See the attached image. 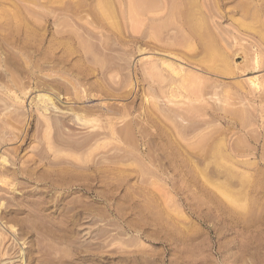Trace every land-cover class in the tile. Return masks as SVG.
Segmentation results:
<instances>
[{
  "label": "rangeland",
  "instance_id": "obj_1",
  "mask_svg": "<svg viewBox=\"0 0 264 264\" xmlns=\"http://www.w3.org/2000/svg\"><path fill=\"white\" fill-rule=\"evenodd\" d=\"M58 1L55 0L54 8L50 11L52 9L50 0H0V264H264V158H262L264 136L261 138L260 143L257 141L260 132H264V91L257 93V101H252L251 103L249 99L253 97L251 95L253 87L249 83V78L260 75L261 79H263L264 67H262V71L241 72L243 71L242 65L245 64L246 60H244L246 53L243 55L241 51L245 52L244 49L248 50L247 46L244 45L248 44L249 47L250 39L248 38L249 33L245 31V24L251 23V21H248L251 17L244 16L247 19L241 18V16L243 17L241 10L248 7H243L245 0H240V2L238 0H228L227 2L226 0H197L199 5L198 15L204 17L206 22H208L207 28L213 37L214 44L222 52V55L229 62L231 61L230 66L234 71L232 70L229 76L217 75L214 69L209 68L204 63H198L192 56L194 54H191V52L195 51L191 49L189 42L187 43L188 47L184 44L185 40L186 42L191 40L190 44H193L194 47L195 41L190 39L187 29H181L179 21L177 20L178 23H176L175 17L172 18L170 10L167 9L166 5L163 6L165 3H162L161 7V0H158L159 2L155 0V6L159 5L158 7L156 6L157 9H154L155 11L153 12L158 14V8L161 7L159 12L162 14L160 15L161 19L156 14L159 17L157 21H159L156 22L153 19L155 24L151 20L155 18L152 16L154 14L152 10L147 11L148 13L150 12V15L147 12L144 15H142L143 13H136V10H139V12L142 10L139 9L137 2L145 0H135L136 3H133L135 2L134 0H118L117 2L108 0L110 1V7L108 1L98 0L104 9L103 12L102 8L96 9L97 11L95 10V12H93L94 9L90 10L93 15L84 13L85 10L89 9L88 7L82 11L79 10L85 8L84 3L86 1V4L92 1V4L96 5L98 4L97 0H82L84 3L81 0H77V2L74 0ZM126 1L129 2L127 3ZM256 1L261 4L264 0ZM74 2L78 4L75 7H80L79 5L84 4L83 8L76 9L73 5L75 4ZM199 2L202 3L199 4ZM246 2V5H249L248 1ZM142 4L140 3V5ZM127 7L129 10L132 8V12ZM163 7L170 14L166 13V11L164 12ZM58 8L61 10L58 11ZM135 8L138 9L135 10ZM68 11L69 13L67 14L66 12ZM258 11L264 13L262 7H259ZM57 12L58 24L61 25L56 27L78 31L77 29L83 21V26L80 27L81 29L79 28L80 33L83 31L84 25L90 29L94 28L92 30L96 33L93 32L94 34L91 33L89 35L83 32L82 35L80 34L81 37L83 36L82 38H86V40L84 38L86 41V43L84 41L85 45L95 44V47L90 45L93 48L86 45V47H89L86 50L91 51L93 49L91 56L89 55L91 57L89 60L92 62L87 59L89 63L87 60L82 59L74 64L72 60L68 61L66 66L70 68L66 73L67 76L70 79L73 78L76 83L78 82L77 84L80 85L77 86L78 88L81 86L79 89L83 87L81 90L83 92L79 89L80 93L75 89L73 91V88H70L69 92L68 86L64 90L56 85H53L52 88L55 86L57 87L55 90H59V92L62 90V98L65 100L67 98L66 101L62 100L60 103L63 105V112H67L71 107L81 109L82 107L83 109L88 107L90 114L88 111L87 114H89L91 119L94 117L96 122L84 123L80 120L77 122L76 119L65 117L64 123L56 124L53 123L52 117L48 118L47 115L55 116L57 113L46 114L41 109H37L39 108L38 101L35 99L37 94L41 90L48 88L47 85L50 78L48 74L51 71L46 58L48 56L46 50L48 45L47 31L49 30V20L52 18L50 16L57 14ZM78 12V16L82 13L81 17H84L82 21L76 15ZM130 12H134L133 16ZM42 13L46 16H42ZM73 14L75 15L74 18L77 17L78 24L80 21V25L77 26V22L74 23L77 19L74 20L73 16L69 17V15ZM106 14L107 18H105ZM19 15L21 16L18 17ZM90 16L95 17L93 21L95 24L88 23ZM151 16L152 18L149 19ZM166 16L167 18L165 19ZM134 17H137V21ZM142 17L144 18L143 21H141ZM85 19L88 21L84 22ZM106 19L109 21L111 19V25ZM171 19H174L176 24ZM37 20L38 22H36ZM40 21L42 24L39 23ZM112 21L115 23H112ZM135 21L138 25L135 24ZM149 21L152 23H149ZM164 21H169V23ZM157 24L159 28L162 24L163 29H157ZM68 25L70 26L65 27ZM113 25L114 28H111ZM168 25L170 26L169 28ZM171 25L174 26L171 27ZM95 26L99 28H95ZM141 26L145 27L141 28ZM146 27L147 29H145ZM154 27L155 29H153ZM134 30L138 32H134ZM240 32H245L247 35H242ZM180 33L183 34L180 35ZM151 34L154 36L152 38L156 37L155 39H158L159 46L164 49L161 50L152 46L154 44L158 45V43H156L157 40L151 38ZM166 35L170 36L171 39H169L170 37L167 38ZM178 35L183 37L179 38ZM107 36L108 40H106ZM134 36H138L141 39L138 41ZM157 36H161L163 39L166 37V40L162 42L163 39L161 40V37L157 38ZM25 38L27 39L25 40ZM243 40H247V42ZM93 41L96 42L94 43ZM174 41L175 43L177 41V45L173 43V46L171 43ZM100 42L102 44L103 42H106V44L113 43H111L112 46H104L109 54L107 51L105 53L102 52V49H106L102 48ZM167 42L169 45L166 46ZM239 42L242 44H238ZM179 43L183 44L180 46ZM170 45L171 47H168ZM183 45H185V49H183L184 47L182 48ZM179 47L182 50H178L180 49ZM238 47L243 49L239 50L237 49ZM247 50L246 52L251 53V50ZM186 51L189 53L187 54L190 55V59L185 55ZM171 52L179 56L176 59L184 60L183 63H180L185 68H191L189 70L190 73L196 70L195 74L199 72L202 75L204 73L203 75L208 77L205 79L202 75L201 78L205 79L207 84L205 86L204 80L202 81L204 82L202 87H205L204 94H202L203 90L195 87L196 85L192 84V82H190L191 85H195L194 87L201 91H196L197 96L195 94L191 95L192 91L195 90L193 86V90H191V85L184 89H182L184 86L181 87L179 99L182 106L177 105L178 107L173 106L171 102L166 103L167 101L169 102V99H162L164 96L166 97V94L164 93L163 97H159L154 91L149 89L147 81L143 80L150 73L148 71L150 69H154L151 73L152 78L159 79L164 77L159 76L165 72L156 69V65L160 64L161 67V63H159L161 62L160 56L162 55L161 58L165 57V53L167 55ZM236 53L240 54L238 55L239 57L236 56ZM105 54H108V56L105 57ZM92 55H96L95 58ZM97 60H99V63L96 62ZM179 60L176 61L179 62ZM120 62L123 64H120ZM214 62L216 63L215 65H213ZM209 64L219 68L222 66V62L217 59L210 61ZM238 68L241 69L238 70ZM102 70L107 73L102 72ZM144 70H146L147 74ZM205 70L208 71V74L205 73ZM210 71L212 74L209 73ZM213 73L216 75H213ZM103 74L105 75L104 78L102 77ZM200 75L198 76L200 77ZM12 76H14V79L17 77L19 81L17 80L16 82L19 85L23 84L20 87L22 91L17 86L18 84L15 83L16 79L14 80ZM46 77L49 78L47 79ZM82 79L84 80V85L86 83L85 86H82ZM34 80L40 81L35 82ZM23 81L26 83L28 81L29 85ZM212 81L218 83L214 82L217 85L216 87L213 86L214 83ZM37 83L42 84L38 85ZM8 85L12 87L9 88ZM34 85L40 86V88ZM114 86H117L116 88L118 89ZM207 86L208 88H206ZM25 88L28 92L26 93L27 95H25ZM89 91L91 93L88 94L87 92ZM228 91L230 94L227 95L230 97L227 98L225 95ZM76 92L79 94H76ZM18 93L21 99L12 97L16 94L18 95ZM82 93L85 98L82 97ZM259 94L262 98H259ZM77 95H80L82 99H74ZM185 95L192 99L190 98L191 101L187 99L183 105L184 100L188 98ZM198 95L200 96L198 97ZM245 95L250 97H245V100L243 98ZM194 97L200 101L198 100L195 103L193 100L196 98ZM14 99L17 100L15 101ZM243 100L245 101L243 102ZM189 101L190 103L192 102V105ZM260 101L262 102L260 103ZM213 104L218 106L213 108ZM110 105L116 108L113 111H119L116 114L119 115L121 113L119 116L114 112L109 114L110 116L107 115L106 117L109 116L108 118L110 119L108 121L109 119L106 120L107 118L104 117L106 114L103 111L106 106ZM157 105H165L163 108L159 107V109L160 111L166 110L169 112L163 111L166 114H170V111L167 110L168 108L170 110L174 107L172 110L177 108V111H175L177 113L175 114L179 117H176L173 111L169 116L173 118L175 116L176 121H171L168 115L167 118L169 120L163 118L166 114L164 115L162 112L163 116H160L162 113L157 112ZM193 105H195V108L192 107ZM222 105L228 108L227 111L230 109L238 113L237 125L223 122V116L229 113L225 111L226 109ZM179 106L182 109L187 107L186 110L191 106L193 110H188L189 114L185 113L188 112L185 109L182 110L184 115H188L187 118H189L187 122L183 121L185 123L182 120H186V116L182 118V115H179L182 113V111L180 112L181 109H178L180 108ZM197 106L198 108L203 107V109H198ZM219 106L222 107V111ZM252 106H254L255 111H251L253 110ZM94 108H96L97 113H95ZM124 108L127 109L128 116L126 118L129 121L124 120ZM200 110H203L201 111L203 115L200 114ZM154 111L157 112L155 115H153ZM251 112L255 115L250 114ZM237 113L235 118H238L236 116ZM96 116L98 118L95 119ZM115 117L123 118L122 122L121 119L118 120ZM160 117L163 119H160ZM98 119L104 121L100 120L101 122H99ZM114 119L116 122H114ZM203 119L205 120L203 121ZM240 119L244 120V123ZM131 120H133V123ZM206 120L208 121L206 122ZM210 120L211 122L206 124ZM246 120L250 123L245 122ZM123 121L128 122H124L126 125L131 123L129 125L132 130L130 126V129H128L132 133L128 130L124 131L125 134L122 131L118 133L117 130L115 136L111 135L109 123L118 124L117 127H120L123 126ZM198 121L201 123L199 124ZM106 122L109 123L106 124ZM120 123L123 124L121 125ZM192 123L194 124L192 125ZM62 124L66 126L63 125L62 127ZM203 124L205 126H202ZM239 124H243L242 128L247 125L245 129L248 131L252 129L249 132L255 136L258 134L257 138L254 136V141H247L243 134L244 132L240 130ZM248 124H253L252 128ZM228 125H231L229 126L231 128ZM61 127L64 129L62 130ZM117 127L115 130L119 129ZM55 129L57 130L55 131ZM253 130L256 132H253ZM206 134L207 140L205 141L202 138H205ZM48 135L55 139L53 140ZM129 135L131 136L129 137ZM82 137L86 138V140H83ZM208 137H211V139ZM215 138L216 140H214ZM79 139L80 142L78 141ZM74 142L78 143L75 144ZM200 142H206V144L201 143V146V144H198ZM73 144L75 145L73 146ZM194 147L197 153L199 150L204 153L208 152V150L211 152L215 150L219 154H208L206 159V157L198 156L201 151L197 155L193 150ZM253 152H256L257 155ZM7 181L8 183H6ZM12 226L13 228H11ZM12 229L14 230L12 231Z\"/></svg>",
  "mask_w": 264,
  "mask_h": 264
},
{
  "label": "bare ground",
  "instance_id": "obj_2",
  "mask_svg": "<svg viewBox=\"0 0 264 264\" xmlns=\"http://www.w3.org/2000/svg\"><path fill=\"white\" fill-rule=\"evenodd\" d=\"M59 1H61L62 2V0H59ZM58 1V2H59ZM74 1H76L77 2V0H74ZM82 1V0H81ZM99 1H101V0H99ZM104 1H108V0H104ZM116 2L118 1V0H115ZM131 1V0H130ZM135 1V0H134ZM137 1H140V0H137ZM158 0H156V2H157ZM199 1H201V0H199ZM228 0H226V2H227ZM234 1V0H233ZM239 2H240V0H238ZM242 1V0H241ZM246 1H248V4L249 5H246ZM60 2V3H61ZM83 2V1H82ZM127 2V1H126ZM129 2V1H128ZM127 2V3H128ZM155 0H145V1H140V2H137L138 4H139V9L141 10L140 12H139V10H136V9H138V8H135V10L137 11L136 13L138 14V13H143L142 15H144V13H146L147 11H151L152 10V12L153 11H155L156 9H157V7H158V5H156L155 6ZM159 2V1H158ZM198 1L197 0H161V7H162V3H165L163 6H167V9L168 10H170V12H171V15H172V18L173 17H175L174 19L177 21H179V24H180V26H181V29H183L184 30V28H186L187 29V32H188V35H189V37H190V39H193L194 41H195V46L193 47V44H190L191 42V40L189 41V40H187V42H186V40L184 41V44L186 45V47H188V42H189V46L190 47H192L191 49H193L195 52H191V54H194V55H192L197 61H198V63L199 62H201V63H204V65H207L209 68H211V69H214V71H216L217 72V75H220V76H224V75H227V76H229V74H231L232 73V68H231V66H230V62L228 61V59L225 57V56H223L222 55V52L220 51V50H218V48L216 47V45L214 44V42H213V37L211 36V33H210V31H208L209 29L207 28V23L208 22H206V19L204 18V17H202V16H199L198 15V12H199V5H198V3H197ZM204 2V1H203ZM246 2V3H245ZM245 2H244V6L243 7H247V9H244V10H241L242 11V14H243V17L241 16V18H245V17H251V19L249 20L248 19V21H251V23H249L248 21V23L249 24H245V31H247L249 34V36H248V38H250L249 39V47H248V44H246V45H244V46H247L246 48H248V50H251V53H249V52H246V50L247 49H244L245 50V52L242 50L243 48H241V49H239V47L237 48V49H239V50H242L241 52H242V54L244 55V53H246V56L244 57V60H245V64L244 65H242V70L243 71H241V72H244V73H250V72H257V71H260L261 69H262V67H264V13L263 12H260V11H258V9H259V7H262V9L264 10V1L261 3V4H259L258 3V1H256V0H245ZM49 3V2H48ZM59 3V4H60ZM75 3V2H74ZM80 3V2H79ZM84 3V2H83ZM86 3H87V1H86ZM86 3H84L83 5H84V7L85 8H83V5L81 4V5H79L80 7H75V5H78L77 3H75V4H73L74 5V7L77 9L78 8V10H79V8H83V9H81V10H79V11H82V10H84V9H87V7L89 8V9H87V10H85V12L84 13H88V14H90V15H93V12H95V10L96 9H101L102 10V12H103V5H101L100 4V2H98V0H97V3L98 4H96V5H93L92 4V1H91V3H89V4H86ZM133 3H136V1L135 2H133ZM140 3L142 4V5H140ZM202 3V2H201ZM200 2H199V4H201ZM225 3V2H224ZM63 4V3H62ZM105 4H107V3H105ZM112 4V3H111ZM120 4H121V2H120ZM120 4H118V5H120ZM130 4H131V2H130ZM129 4V5H130ZM138 4H136V5H138ZM203 4H205V3H203ZM218 4V3H217ZM241 4H243V3H241ZM240 4V5H241ZM50 5H51V7H52V9L50 10V11H52L53 10V8H54V5H55V0H50ZM49 5V6H50ZM69 5V4H68ZM108 5H109V7H110V1H108ZM135 5V6H136ZM210 5H211V3H210ZM105 6H107V5H105ZM116 6V5H115ZM122 6V5H121ZM131 7H132V5H130ZM130 6H129V8H130ZM140 6H142V7H140ZM211 6H213V5H211ZM156 7V8H155ZM160 7V6H159ZM161 7L160 8H158L160 11H161ZM202 7V6H201ZM204 7H205V5H204ZM237 7H239V6H237ZM250 7H252V8H250ZM69 8L71 9V7L69 6ZM75 8H73L74 10H75ZM111 8H112V6H111ZM113 8H114V6H113ZM116 8V7H115ZM119 8V7H118ZM128 8V7H127ZM129 8H128V10H129ZM133 8V7H132ZM131 8V9H132ZM206 8V7H205ZM211 8V7H210ZM254 8V9H253ZM258 8V9H257ZM47 9H50V8H47ZM92 9H94L93 10V12H91L90 13V10H92ZM131 9L129 10V11H131ZM155 9V10H154ZM162 9H164V7L162 8ZM251 9V10H250ZM59 10H61V9H59L58 8V11ZM122 10V9H121ZM134 10V9H133ZM159 10H158V14L157 15H159V17L154 13L152 16L153 17H157L156 19L155 18H152V16L151 17H149V19H151L152 21H153V24H155L154 22V20H156V22H158L157 21V19L159 18V19H161V16L160 15H162V14H160V12H159ZM167 10V11H168ZM49 11V12H50ZM57 11V10H56ZM76 11V10H75ZM75 11H73V12H75ZM88 11V12H87ZM97 11V10H96ZM106 11V10H105ZM118 11V10H117ZM123 11V10H122ZM126 11V10H125ZM166 11V9H164V12ZM166 11V13H168ZM252 11V12H251ZM99 12V11H98ZM97 12V13H98ZM112 12H114V11H112ZM120 12V11H119ZM132 12V11H131ZM130 12V13H131ZM157 12V11H156ZM54 13V12H53ZM67 14L69 13V11L68 12H66ZM84 13H83V15H84ZM109 13V12H108ZM111 13V12H110ZM120 13H122V12H120ZM127 13V12H126ZM134 13V12H133ZM133 13H131L132 14V16H133ZM148 13V12H147ZM165 13V14H166ZM6 14V13H5ZM60 14V13H59ZM78 14H79V12L78 13H76V15L78 16ZM96 14V13H95ZM101 14V13H100ZM149 15H150V12L148 13ZM168 14H170V13H168ZM241 14V15H242ZM18 15V14H17ZM45 14H43L42 13V16H44ZM58 15V12H57V14L55 13V14H53L52 16H50V20H49V25H48V27H49V30L47 31V38H48V45L46 46L47 48H46V50H47V54H48V56L46 57L47 58V62H48V65H49V69H50V71H51V73L50 74H48L49 75V81L46 79V81H48L49 83H48V88H46L45 90H41L40 92H39V94H37V98H35V99H37V101H38V103H37V101H36V103L39 105L38 107L39 108H37V109H41L44 113H57V114H60V115H53V116H48L47 115V117L48 118H50V117H52V121H53V123H56V124H61L63 121H64V118L65 117H71V118H73V120L74 119H76L77 120V122L80 120V121H82V122H86V123H88V122H96V120H94V117H92L93 119H91L90 117H89V114H90V112L88 111V107H85L86 109H83V107H82V109L81 108H74V107H71L70 108V110H68L67 112H63L64 110V108L62 109V107H63V105L62 104H60L61 103V101L62 100H64V101H66L67 100V98H66V100L65 99H63L62 98V90H60L61 92H59V90L57 91V90H55L57 87H55L54 86V88H52V86L53 85H56V86H58V87H60V88H63V90H64V88L66 89V87L68 86L69 87V92H70V88H73V91H74V89L76 90V91H81L82 89H83V87H82V89H79L81 86H79V88H78V86L77 85H80V84H77L76 83V81H74L73 80V78L72 79H70V77H68L67 76V71L70 69V68H68V67H66L67 66V62L68 61H74V64H76V63H78V61L80 62V60H89L91 57V54H92V50L89 52L88 50H86V49H89V47L90 48H93V47H91L90 45H92V44H90L89 42V44L90 45H88V44H86V45H88L89 47H86V45H85V43H86V38H85V40H84V38H82L81 37V35L83 34V32L84 33H86V34H89V35H91V33L92 34H94V33H96V32H94L93 30H94V28H92V29H90L88 26H85L84 25V27L82 28V32L80 33V31H79V28L80 27H82L83 26V24H82V18H84V17H81V15H82V13H81V15L80 16H78V18L80 19V21H82L81 22V25H80V21H79V24H78V19H77V17L76 18H74L75 17V15L73 14V15H69V17L70 16H73V18H74V20L75 19H77V20H75V22L74 23H76L77 24V26L78 25H80L79 27H78V31H73V30H71V29H67V28H58V27H56L57 25L59 26V25H61V24H58V19H57V16ZM61 15H63V14H61ZM99 15V14H98ZM103 15V14H102ZM102 15H101V18H102ZM114 15V14H113ZM118 15V14H117ZM139 15H141V14H139ZM147 15V14H146ZM156 15V16H155ZM164 15V14H163ZM204 15V14H203ZM4 16V15H3ZM14 16H16V15H14ZM21 15H19L18 17H20ZM46 16V15H45ZM66 16V15H65ZM64 16V17H65ZM85 16V15H84ZM95 16V15H94ZM96 16H97V14H96ZM106 17L105 18H107V14L105 15ZM120 16V15H119ZM121 16H123V14H121ZM135 16H136V14H135ZM245 16V17H244ZM6 17V16H5ZM59 17V16H58ZM100 17V16H99ZM113 17V16H112ZM128 17V16H127ZM130 17V16H129ZM138 17V16H137ZM137 17H134L135 19H136V21H137ZM39 18H40V16H39ZM39 18H37V19H39ZM42 18V17H41ZM61 18H63L62 16H61ZM71 18V17H70ZM72 18V19H73ZM88 18V17H87ZM91 18H93V16H90V19ZM95 18V17H94ZM94 18L93 19H89V21L88 20H84V22H87L88 21V23H93V24H95L93 21H94ZM104 18V19H105ZM132 18V17H131ZM167 18V16L165 17V19ZM43 19V18H42ZM42 19H40L41 21H43ZM60 19V18H59ZM103 19V21H105ZM143 17H142V20L141 21H143ZM154 19V20H153ZM164 19V20H165ZM174 19H171V21L173 20V22H174ZM245 19H247V18H245ZM9 20V19H8ZM22 20V19H21ZM71 20V19H70ZM96 20H98V19H96ZM107 21H109L108 19H106ZM116 20H117V18H116ZM121 20V19H120ZM126 20H128V19H126ZM132 20H133V18H132ZM10 21V20H9ZM39 22V23H41L42 24V22ZM63 21H64V19H63ZM65 21H68V20H65ZM110 21H111V19H110ZM110 21H109V24H110ZM135 21V22H136ZM140 21V22H141ZM161 21V20H160ZM178 21L176 22V23H178ZM26 22V21H25ZM35 22V21H34ZM36 22H38V20L36 21ZM69 22V21H68ZM106 22V21H105ZM104 22V23H105ZM114 21H112V23H113ZM131 22V21H130ZM138 22H139V19H138ZM151 21H149V23H150ZM165 22V21H164ZM166 22H168L169 23V21H166ZM165 22V23H166ZM245 22V21H244ZM246 22V23H247ZM22 23V22H21ZM69 23H71V22H69ZM97 23V22H96ZM115 23V22H114ZM144 23V22H143ZM149 23H147V24H149ZM152 23V22H151ZM175 23V22H174ZM175 23V24H176ZM37 24V23H36ZM65 24H66V22H65ZM68 24V23H67ZM73 24V23H72ZM75 24V25H76ZM85 24V23H84ZM106 24H108V23H106ZM117 24V23H116ZM131 24V23H130ZM132 24H134V23H132ZM135 24H137V22L135 23ZM141 24V23H140ZM160 24V23H159ZM170 24H171V22H170ZM257 24V25H256ZM62 25H64V24H62ZM88 25V24H87ZM111 25V24H110ZM118 26H119V24H117ZM116 25V26H117ZM138 25V24H137ZM143 25V24H142ZM149 25H151V24H149ZM70 25H68V26H65V27H69ZM74 26V25H73ZM90 26V25H89ZM132 26H134V25H132ZM140 26V25H139ZM161 26H162V24H161ZM160 26V28H159V25L157 24V29H163V26L161 27ZM172 26H174V25H171V27ZM178 26V25H177ZM61 27V26H60ZM143 26H141V28H142ZM145 27V26H144ZM143 27V28H144ZM149 27H151V26H149ZM152 27H153V25H152ZM170 26L168 25V28H169ZM71 28V27H70ZM72 28H74V27H72ZM74 28V29H75ZM95 28H99V27H96L95 26ZM111 28H114V25H113V27H111ZM137 28V27H136ZM139 28V27H138ZM166 28V27H165ZM239 28V27H238ZM81 29V28H80ZM101 29V28H100ZM99 29V30H100ZM118 29V28H117ZM117 29H115V30H117ZM134 29V28H133ZM145 29H147V27L145 28ZM150 29V28H149ZM148 29V30H149ZM153 29H155V27L153 28ZM239 29H241V28H239ZM121 30V29H120ZM127 30V29H126ZM130 30V29H129ZM132 30V29H131ZM144 30V29H143ZM168 30V29H167ZM174 30V29H173ZM96 31V30H95ZM101 31V30H100ZM99 31V32H100ZM102 31H103V29H102ZM119 31V30H118ZM123 31V30H122ZM128 31V30H127ZM133 31V30H132ZM131 31V32H132ZM138 32L137 30H134V32ZM151 33H152V31L151 30H149ZM148 31V32H149ZM158 31H161V30H158ZM163 31V30H162ZM175 31H177V30H175ZM178 31H180L179 29H178ZM241 31V30H240ZM94 32V33H93ZM115 32V31H114ZM139 32H140V30H139ZM146 32V31H145ZM153 32H154V30H153ZM168 32V31H167ZM242 32V31H241ZM240 32V34H245V32H243V33H241ZM106 33V32H105ZM123 33V32H122ZM133 33V32H132ZM155 33H157L156 31H155ZM160 33V32H159ZM165 33V32H164ZM178 34H179V32H177ZM38 34V33H37ZM81 34V35H80ZM110 34V33H109ZM113 34V33H112ZM137 34V33H136ZM139 34V33H138ZM144 34V33H143ZM158 34V33H157ZM162 34H163V32H162ZM161 34V35H162ZM181 34H183V33H180V35ZM187 34V33H186ZM89 35H87V36H89ZM98 35V34H97ZM102 35H103V33H102ZM107 35H108V33H107ZM130 35V34H129ZM147 35V34H146ZM187 35V36H188ZM242 35H240V36H242ZM245 35H247V34H245ZM28 36V35H27ZM38 36V35H37ZM42 36V35H41ZM99 36H100V33H99ZM109 36V35H108ZM108 36H107V39L106 40H108ZM151 36V38L152 37H154V36H152V34L150 35ZM163 36H164V34H163ZM167 36V35H166ZM176 36H177V34H176ZM176 36H175V38H176ZM187 36H185V37H187ZM126 37V36H125ZM144 37V36H143ZM147 37V36H146ZM145 37V38H146ZM159 36H157V38H158ZM161 37V36H160ZM159 37V38H160ZM168 37H170V36H167V38ZM178 37H179V35H178ZM181 37H183V36H180L179 38H181ZM189 37H187V38H189ZM82 38V39H81ZM97 38H98V36H97ZM111 38H112V35H111ZM134 38L135 39H137L138 41L141 39V38H139L138 36H134ZM156 38V37H155ZM155 38H152V39H155ZM165 39H163L162 37H161V40L163 39V41L162 42H164L165 40H166V37H164ZM174 38V39H175ZM237 38V37H236ZM27 38H25V40H26ZM29 39V38H28ZM89 39V38H88ZM87 39V40H88ZM94 39H95V37H94ZM102 39V38H101ZM103 39H105V38H103ZM113 39V38H112ZM151 39V40H152ZM169 39H171V37L169 38ZM177 39V38H176ZM183 39H186V38H183ZM242 39V38H241ZM83 40V41H82ZM91 40H93V39H91ZM155 40H157V42L156 43H158V39H155ZM172 40H173V38H172ZM23 41V40H22ZM84 41H85V43H84ZM98 41V40H97ZM103 41V40H102ZM143 41V40H142ZM242 41V40H241ZM243 41H245V40H243ZM94 42V41H93ZM92 42V43H93ZM96 42V41H95ZM94 42V43H95ZM109 42V41H108ZM113 42H114V40H113ZM117 42V41H116ZM126 42V41H125ZM147 42V41H146ZM155 42V41H154ZM221 42V41H220ZM245 42H247V40L245 41ZM101 43V42H100ZM100 43H98V44H100ZM112 43V42H111ZM111 43L110 44H106V42L104 43L103 42V44H102V48H105L104 46H106V47H108L109 45L110 46H112L111 45ZM166 43V42H165ZM169 43H170V41H169ZM169 43L167 42V44H165L166 46L167 45H169ZM173 43L175 44V45H177L176 43H177V41H176V43H175V41L174 42H172L171 43V45H173ZM193 43V42H192ZM241 42H239L238 44H240ZM101 44L99 45V46H101ZM113 44V43H112ZM119 44H120V42H119ZM142 44V43H141ZM180 44V43H179ZM183 44V43H182ZM182 44H180V46L182 45ZM236 44V43H235ZM234 44V45H235ZM242 44V43H241ZM161 45V44H160ZM162 45H164V43H162ZM171 45L170 46H168V47H171ZM185 45H183L182 46V48L185 46ZM192 45V46H191ZM230 45V44H229ZM32 46V45H31ZM92 46H94L95 47V44L94 45H92ZM97 46V45H96ZM153 47H155V48H160L161 50L162 49H164L163 47H160L159 46V43H158V45H156V44H154V45H152ZM165 46V47H166ZM174 46V45H173ZM239 46H241V45H239ZM121 47H122V45H121ZM123 47H124V45H123ZM186 47H184L183 49H185ZM243 47V46H242ZM40 48V47H39ZM45 48V47H44ZM101 48V47H100ZM101 48V49H102ZM113 48V47H112ZM114 48H115V46H114ZM119 48V47H118ZM143 48V47H142ZM175 48H176V46H175ZM180 48V47H179ZM225 48V47H224ZM32 49V48H31ZM43 49V48H42ZM106 49V48H105ZM174 49V48H173ZM172 49V50H173ZM178 49V48H177ZM190 49V48H189ZM236 49V50H237ZM39 50V49H38ZM108 50H110L109 48H108ZM114 50V49H113ZM146 50V49H145ZM178 50H182L181 48L180 49H178ZM247 50V51H248ZM105 51H107V49L106 50H103L102 49V52L103 53H105ZM121 51V50H120ZM139 51V50H138ZM141 51V50H140ZM174 51V50H173ZM41 52V51H40ZM100 52V51H99ZM108 52V51H107ZM106 52V53H107ZM180 52V51H179ZM190 52V51H189ZM235 52V51H234ZM237 52V51H236ZM89 53V54H88ZM142 53V52H141ZM164 53V52H163ZM186 53V54H185ZM184 54L186 55V56H188V58L190 59L191 57H189L190 55H188L189 53L186 51ZM188 53V54H187ZM45 54V53H44ZM46 54V55H47ZM94 54H95V52H94ZM93 54V55H94ZM98 54H100V53H98ZM108 54H109V52H108ZM108 54L106 55L105 54V57L106 56H108ZM171 55V56H167V55ZM169 54H167L166 55V53H165V57H162L161 58V56H160V58L159 59H161L160 61L161 62H159V63H161V67H163V68H161L160 67V64L159 65H156V69H159V70H162L163 72H165V73H161L162 75H159V76H164V77H162V78H159V79H154V78H152V76H151V73L153 72V70L154 69H150V70H148V71H150V73L149 74H147L146 73V70H144L145 71V73L147 74L146 75V78H143V80L144 81H147V83L149 84V89L150 90H152V91H154L159 97H163L165 94H166V97L164 96V98H162V99H164V100H166L167 98L169 99V102L167 101L166 103H170L171 102V104L174 106H177V105H180L181 104V100L179 99V96L181 95V93H180V89H181V87H183L182 89H184V88H187V86H190L191 85V83L190 82H192V84H195L194 86L195 87H197V88H201L202 90H203V93L202 94H204V88L202 87V86H204V82H205V86L207 85L206 84V80L205 79H207L203 74V76H204V78L205 79H201L202 78V75H200L201 73H196L197 74V76H196V74H195V72H196V70L195 71H193V70H191V71H193V72H191L190 73V69L189 68H185V66L182 64L183 63V61H180L179 59H176V58H179V56L178 55H176V54H173V52H171V53H169ZM180 54V53H179ZM235 54V53H234ZM251 54V55H250ZM45 55V56H46ZM90 55V56H89ZM92 55V56H93ZM97 55V54H96ZM95 55V56H96ZM200 55H201V58H200ZM238 55H240V54H238V53H236V56L237 57H239ZM249 55H250V57H249ZM95 56H93L94 58H95ZM104 56V55H103ZM112 58H113V56L112 55H110ZM109 56V57H110ZM155 56V55H154ZM8 57V56H7ZM6 57V58H7ZM99 57H101V56H99ZM192 57V58H193ZM197 57H198V59H197ZM103 58V57H102ZM116 58V57H115ZM120 58V57H119ZM96 59H97V57H96ZM96 59H94V60H96ZM101 59V58H100ZM105 59V58H104ZM111 59V58H110ZM122 59V58H121ZM215 59H217V60H220L221 62H222V66H220V68L219 67H214L213 65H215L216 63V61L214 62V64L212 65V66H210L211 64H209V62L211 61L212 62V60H215ZM87 60V61H88ZM93 60V61H94ZM114 60V59H113ZM176 60H179V62H177ZM194 60V59H193ZM36 61H38V60H36ZM90 61V60H89ZM88 61V62H89ZM99 60H97L96 62H98ZM116 61H117V59H116ZM9 62H11V61H9ZM90 62H92V61H90ZM89 62V63H90ZM102 62V61H101ZM105 62H106V59H105ZM109 62H110V60H109ZM180 62H182V63H180ZM39 63V62H38ZM95 63V62H94ZM99 63V62H98ZM103 63V62H102ZM154 63V62H153ZM242 63V62H241ZM240 63V64H241ZM10 64V63H9ZM37 64V63H36ZM36 64H34V66H36ZM71 64V63H70ZM104 64V63H103ZM106 64V63H105ZM110 64V63H109ZM114 64V63H113ZM119 64V63H118ZM120 64H123V63H121L120 62ZM243 64V63H242ZM86 65V64H85ZM233 65H235V64H233ZM238 65V64H237ZM43 66V65H42ZM102 66V65H101ZM111 66V65H110ZM113 66V65H112ZM115 66V65H114ZM143 66V65H142ZM158 66H159V68H158ZM30 67V66H29ZM70 67V66H69ZM100 67V66H99ZM103 67V66H102ZM187 67V66H186ZM197 67V66H196ZM206 67V66H205ZM238 67V66H237ZM7 68V67H6ZM10 68V67H9ZM35 68V67H34ZM39 68V67H38ZM47 68H48V66H47ZM88 68V67H87ZM101 68V67H100ZM107 68H108V66H107ZM127 68V67H126ZM143 68H145V67H143ZM153 68V67H152ZM235 68V67H234ZM11 69H12V67H11ZM28 69V68H27ZM45 69V68H44ZM78 69H79V67H78ZM103 70H104V68H102ZM188 69V70H187ZM241 68H238V70H240ZM9 70V69H8ZM16 70H19V69H16ZM40 70V69H39ZM77 70V69H76ZM102 70V72H104V73H107L106 71H103ZM108 70H109V68H108ZM110 70H111V68H110ZM119 70V69H118ZM263 70V69H262ZM261 70V71H262ZM3 71V70H2ZM10 71H12V70H10ZM38 71V70H37ZM81 71V70H80ZM147 71V72H148ZM201 71V70H200ZM206 71V70H205ZM234 71V70H233ZM91 72H95V71H91ZM101 72V71H100ZM101 72V73H102ZM201 72H203V71H201ZM208 71H206L205 73H207ZM236 72V71H235ZM88 73V72H87ZM192 73H194V74H192ZM209 73H211L212 74V72L210 71ZM243 73V74H244ZM12 74V73H11ZM31 74V73H30ZM89 74V73H88ZM128 74V73H127ZM208 74V73H207ZM215 73H213V75H214ZM255 74V73H254ZM13 75V74H12ZM104 75V74H103ZM102 75V77L104 78L105 77V75L103 76ZM123 75V74H122ZM198 75H200V77L198 76ZM216 75V74H215ZM256 75V74H255ZM17 76V75H16ZM19 76V75H18ZM45 76H46V73H45ZM90 76V75H89ZM89 76L87 77V80H88V78H89ZM92 76V75H91ZM159 76H157V77H159ZM220 76H218V77H220ZM11 77V76H10ZM13 77V79H14V76H12ZM19 77H21V76H19ZM28 77V76H27ZM97 77V76H96ZM108 77V76H107ZM142 77V76H141ZM29 78V77H28ZM61 78V79H60ZM85 78H86V76H85ZM102 78V79H103ZM121 78V77H120ZM12 79V80H13ZM16 79V80H15ZM14 80H15V83H17L16 81L18 80L17 79V77L15 78ZM20 79V78H19ZM39 79V78H38ZM42 79V78H41ZM74 79H76V78H74ZM264 79V78H263ZM263 79H261V77H260V75L259 76H253V77H250L249 78V83H250V85H252L251 87H253V92L251 93V95L253 96L252 98H249L250 96H248V95H245L243 98L246 100V98H249L250 99V101H251V103H252V101H257L258 99H257V93L258 92H260V91H264V80ZM13 80V81H14ZM33 80V79H32ZM79 80V79H78ZM83 80V79H82ZM82 80H80V81H82ZM89 80H91V79H89ZM204 80V82H202ZM209 80V79H208ZM215 80V79H214ZM19 81V80H18ZM35 81V80H34ZM33 81V82H34ZM40 81V80H39ZM38 80L37 81H35V82H39ZM104 81V80H103ZM142 81V80H141ZM248 81V80H247ZM21 82V81H20ZM24 82V81H23ZM83 82V84H82V86L84 85V80L82 81ZM208 82V81H207ZM215 83H216V81H214ZM213 81H212V83H214ZM7 83V82H6ZM15 83H13V84H15ZM24 83H26V82H24ZM29 82L27 81V83L26 84H28ZM115 83H116V81H115ZM123 83V82H122ZM189 85H188V84ZM215 83L213 84V86H217V85H215ZM2 84V83H1ZM8 84V83H7ZM10 84V83H9ZM12 84V83H11ZM18 84V85H17ZM16 85L17 86H19V88L20 87H22V85H19V83H17ZM33 84V83H32ZM35 84V83H34ZM38 85H40V84H42V83H37ZM117 84H118V82H117ZM126 84H127V82H126ZM132 84V83H131ZM146 84V83H145ZM147 84V85H148ZM187 84V85H186ZM216 84H218V83H216ZM29 85V84H28ZM85 85H86V83H85ZM84 85V86H85ZM98 85H99V83H98ZM186 85V86H185ZM219 85H220V83H219ZM9 86V85H8ZM13 86H15V85H13ZM16 86V87H17ZM34 86H36V87H39L40 88V86H37V85H34ZM121 86H124V85H121ZM121 86H119V87H121ZM193 85H191L190 87L192 88L191 90H193V87H192ZM208 86H209V84H208ZM208 86L206 87V88H208ZM211 86H212V84H211ZM12 87V86H11ZM10 86H9V88H11ZM44 87V86H43ZM115 87V86H114ZM113 87V88H114ZM117 87V86H116ZM115 87V88H116ZM125 87V86H124ZM194 87V89L195 90H193L192 92V94L191 95H193V94H195L196 96H197V92L198 91H200V90H197L196 88ZM251 87H250V89H251ZM33 88V87H32ZM122 88V87H121ZM143 88V87H142ZM189 88V87H188ZM209 88H211V87H209ZM212 88H214V87H212ZM7 89V88H6ZM59 89V88H58ZM79 89V90H78ZM86 89V88H85ZM116 89H118V88H116ZM145 89H147L146 87H145ZM145 89H143V90H145ZM249 89V90H250ZM8 90V89H7ZM14 90V89H13ZM17 90V89H16ZM20 90L22 91V89L20 88ZM25 90H26V88H25ZM9 91V90H8ZM7 91V92H8ZM11 91V90H10ZM43 91V92H42ZM80 91H79V93H80ZM86 91V90H85ZM87 91H88V89H87ZM123 91H125V90H123ZM127 91V90H126ZM145 91H147V90H145ZM197 91V92H196ZM245 91H247V90H245ZM25 92V91H24ZM63 92H65V91H63ZM66 92H67V90H66ZM81 92H83V91H81ZM148 92V91H147ZM146 92V93H147ZM201 92V91H200ZM222 92H223V90H222ZM229 92V91H228ZM226 93V95H225V93H224V95H225V97L227 96V98L228 97H230V96H228L229 94H230V92L229 93ZM11 93V92H10ZM21 93V92H20ZM26 93H28L27 92V90H26V92H25V95H27ZM72 93V92H71ZM78 92H76V94H79ZM88 94L89 93H91L90 91L89 92H87ZM150 93V92H149ZM148 93V94H149ZM162 93H163V95H162ZM165 93V94H164ZM245 93V92H244ZM9 94V93H8ZM11 94H13V93H11ZM21 94H23V93H21ZM20 94V95H21ZM83 94V93H82ZM123 94H124V92H123ZM142 94V93H141ZM148 94H147V96H148ZM155 94V95H156ZM199 94V93H198ZM201 94V93H200ZM228 94V95H227ZM246 94V93H245ZM247 94H248V92H247ZM65 95H66V93H65ZM69 95V94H68ZM71 95V94H70ZM153 95V94H152ZM156 95V96H157ZM189 95H190V93H189ZM194 95V96H195ZM72 96V95H71ZM78 96V97H77ZM77 96H75L76 98H74V99H77V98H81V96L80 95H77ZM80 96V97H79ZM141 96V95H140ZM186 97H188L187 95H185ZM184 96V97H185ZM200 95H198V97H199ZM201 96H203V95H201ZM10 97V96H9ZM12 97H14V98H17V99H21L20 98V96H19V93H18V95L16 94L15 96H12ZM70 97V96H69ZM74 97V96H73ZM82 97H84L85 98V96H84V94H83V96ZM96 97V96H95ZM109 97V96H108ZM159 97H157V98H159ZM246 97V98H245ZM72 98V97H71ZM111 98V97H110ZM148 98V97H147ZM166 98V99H165ZM181 98V97H180ZM190 98L191 97H188V98H186V100H184V102H183V105H184V103H185V101H187V99L188 100H190ZM194 98H196V97H194ZM224 98V97H223ZM239 98H240V96H239ZM259 98H262V97H260V94H259ZM16 99V100H17ZM68 99H70V98H68ZM73 99V98H72ZM71 99V100H72ZM73 99V100H74ZM82 99V98H81ZM150 99V98H149ZM148 99V100H149ZM162 99H159V100H162ZM192 99V98H191ZM15 100V99H14ZM15 100V101H16ZM72 100V101H73ZM103 100V99H102ZM112 100V99H111ZM163 100V101H164ZM199 99L198 98H196L195 100H193V101H195V103L198 101ZM220 100V99H219ZM221 100H223V99H221ZM226 100V99H225ZM224 100V101H225ZM245 100H243V102L245 101ZM34 101V100H33ZM81 101V100H80ZM121 101V100H120ZM151 101V100H150ZM191 101V100H190ZM190 101H189V103H190ZM200 101V100H199ZM68 102V101H67ZM66 102V103H67ZM153 102H155V101H153ZM160 102H162V101H160ZM203 102V101H202ZM262 101H260V103H261ZM20 103V102H19ZM77 103V102H76ZM111 103V102H110ZM131 103H133V102H131ZM192 103V102H191ZM190 103V104H191ZM194 103V104H195ZM199 103V102H198ZM246 103H247V101H246ZM69 104V103H68ZM72 104V103H71ZM113 104V103H112ZM130 104V103H129ZM162 104V103H161ZM208 104V103H207ZM244 104V103H243ZM256 104V103H255ZM257 104H259V103H257ZM114 105H115V103H114ZM128 105V104H127ZM154 105V104H153ZM192 105V104H191ZM209 105H211V104H209ZM209 105H207V106H209ZM213 105H214V107H213ZM212 105V107L213 108H215V104H213ZM246 105V104H245ZM74 106V105H73ZM79 106V105H78ZM77 106V107H78ZM84 106H86V105H84ZM89 106V105H88ZM120 106V105H119ZM163 106H165V105H163ZM163 106H156V107H158V109L156 108V107H154V108H156V110H157V112H160V113H162L163 111H166V110H162V111H160V109H159V107H161V108H163ZM169 107H170V105H168ZM180 106H182V105H180ZM179 106V107H180ZM195 105H193L192 107H194ZM218 106V105H217ZM216 106V107H217ZM223 106V108L224 109H226L225 111H227L228 110V108H225L224 107V105H222ZM244 106V105H243ZM17 107V106H16ZM67 107V106H66ZM80 107V106H79ZM92 107V106H91ZM117 107V106H116ZM167 107V106H166ZM178 107V106H177ZM189 107V106H188ZM199 107H202V106H199ZM220 107V106H219ZM254 106H252V108H253ZM168 108V107H167ZM166 108V109H167ZM175 108V107H174ZM174 108H172V109H174ZM187 108V107H186ZM186 108H183V109H185L186 110ZM195 108V107H194ZM197 108H198V106H197ZM209 108V107H208ZM212 108V109H213ZM221 108V111H222V107H220ZM230 108V107H229ZM247 108V107H246ZM250 109H251V107H249ZM95 109V113H97V110H96V108H94ZM114 109H116L115 107H113L112 105H110V106H106L105 107V109H104V114H106L104 117H106L107 115H109V114H111V113H115L116 114V112L115 111H113ZM171 109V110H172ZM179 110H180V112L183 110L181 107L180 108H178ZM191 109V106H190V108L188 109V110H190ZM198 109H203V107L202 108H198ZM261 109H263V108H261ZM99 110H100V108H99ZM167 110H169L170 111V114H166L165 112H163L164 113V115L165 116H163V113H162V115L160 114V116H163V118H167L169 115H171V112H173L174 111V114L175 113H177V112H175V111H177V108H176V110H170L169 108L167 109ZM188 110H186V111H188ZM192 110V109H191ZM247 110H248V108H247ZM257 110V109H256ZM38 111V110H37ZM89 112V114H87L88 112ZM90 111H91V108H90ZM193 111V110H192ZM201 111H203V110H200V114H201ZM246 111V110H245ZM244 111V112H245ZM251 111H255V108H253V110H251ZM259 111V110H258ZM40 112V111H39ZM119 112V111H118ZM117 112V113H118ZM156 111H154L152 114L153 115H155L156 113H157ZM167 113H169L168 111H166ZM180 112H178V113H180ZM184 111H182V113L181 114H179L182 118H185V116H186V120H182V119H180V120H182V122L183 121H186L187 122V120L189 119V118H187V116L188 115H184V113H183ZM196 112V111H195ZM199 112V111H198ZM217 112V111H216ZM229 114L228 115H226V116H223V118H224V123H228V124H231V125H237L238 123H237V119H239V115H238V113H237V117L238 118H235V112L234 111H232V110H230L229 109V111H227ZM241 112V111H240ZM247 112V111H246ZM245 112V113H246ZM41 113V112H40ZM94 113V112H93ZM92 113V114H93ZM121 113V112H120ZM120 113H119V115H120ZM130 113V112H129ZM185 113H187V114H189V111L188 112H185ZM194 113V112H193ZM219 113H221V112H219ZM218 113V114H219ZM235 113V114H234ZM243 113V112H242ZM22 114V113H21ZM103 114V115H104ZM124 114H125V119L124 120H126V121H129V119L127 120V116H128V113H127V109L126 108H124ZM196 114V113H195ZM241 114V113H240ZM247 114V113H246ZM246 114H244L243 113V115H245L246 116ZM250 114H253L252 112L250 113ZM261 114V113H260ZM44 115V114H43ZM99 115V114H98ZM97 115V116H98ZM101 115V114H100ZM116 115H118V114H116ZM118 115V116H119ZM168 115V116H167ZM172 115H173V113H172ZM176 115V114H175ZM184 115V116H183ZM201 115H203V114H201ZM205 115V114H204ZM213 115V114H212ZM249 115V114H248ZM253 115H255V114H253ZM41 116H42V113H41ZM95 117V119L96 118H98V117ZM110 116V115H109ZM108 116V117H109ZM152 116V115H151ZM159 116V115H158ZM178 115H176V117H177ZM214 116V115H213ZM212 116V117H213ZM219 116H220V114H219ZM242 116V115H241ZM43 117H45V118H47L46 116H43ZM101 117H102V115H101ZM108 117H106L107 119L106 120H108L109 118ZM112 117H113V115H112ZM157 117V116H156ZM179 117V116H178ZM180 117V118H181ZM190 117H192V116H190ZM195 117V116H194ZM248 117V116H247ZM250 117V116H249ZM263 117V116H262ZM47 118V119H48ZM111 118V117H110ZM115 118H118V117H115ZM162 117H160V119H161ZM162 118V119H163ZM169 119H171V121H176V119H175V116H174V118L172 117V116H169L168 117ZM167 118V119H168ZM193 118V117H192ZM219 118V117H218ZM251 118H253V117H251ZM264 118V117H263ZM102 119V118H101ZM100 119V120H101ZM119 119H121V117L120 118H118V120ZM123 119V118H122ZM122 119H121V122H122ZM158 119V118H157ZM168 119V120H169ZM195 119V118H194ZM198 119V118H197ZM262 119V118H261ZM43 120V119H42ZM41 120V121H42ZM66 120V119H65ZM71 120V119H70ZM75 120V121H76ZM99 120V119H98ZM99 120V122H103L104 120H101L100 121ZM167 120V121H168ZM177 120H178V118H177ZM205 119H203V121H204ZM209 120V119H208ZM208 120H206V122L208 121ZM241 120V119H240ZM240 120H238V121H240ZM249 120H250V118H249ZM255 120V119H254ZM37 121H38V118H37ZM44 121H45V119H44ZM108 121H110V119L108 120ZM132 121V123H133V120H131ZM162 121V120H161ZM201 121V120H200ZM244 121V120H243ZM242 120H241V122H243ZM251 121V120H250ZM39 122H40V118H39ZM49 122H51V121H49ZM61 122V123H60ZM66 122V121H65ZM68 122V121H67ZM90 122V123H91ZM114 122H116V120L114 119ZM125 121H123V123H124ZM163 122H165V120H163ZM188 122H190V121H188ZM199 122V121H198ZM211 122V120L208 122V123H206V124H209ZM245 122H248V120H246ZM253 122H255V121H253ZM252 122V123H253ZM41 123V122H40ZM48 123V122H47ZM64 123V122H63ZM76 123V122H75ZM81 123V122H80ZM84 123H82V124H84ZM107 123H109V122H106V124ZM119 123V122H118ZM122 123V124H123ZM125 123H128V122H125ZM123 124V126H120V127H117L118 126V124L117 125H114V123H109V125H110V130H111V135H113V136H115L117 133V130H118V133H120L121 131L124 133V131H130L131 132V130H132V128H131V123H129L128 125H126V124ZM135 123H136V121H135ZM181 123V122H180ZM183 123H185V122H183ZM201 122H199V124H200ZM244 123V122H243ZM248 123H250V122H248ZM79 124V123H78ZM100 124V123H99ZM104 124V123H103ZM121 124V123H120ZM121 124V125H122ZM138 124V123H137ZM188 124V123H187ZM190 124H191V122H190ZM194 123H192V125H193ZM247 124V123H246ZM63 125L64 124H62V127H63ZM85 125V124H84ZM87 125V124H86ZM94 125V124H93ZM139 125V124H138ZM192 125H190V126H192ZM231 125H228V127L229 126H231ZM243 125V124H242ZM242 125L241 124H239V126H240V130L241 131H243L244 133V135H245V138L247 139V141L248 140H250V141H254V138L256 137L257 138V135L255 136L254 134H252V133H250L249 131L250 130H252V129H250L249 131L248 130H246L245 129V127L247 126V125H245V127H243L242 128ZM249 125H251V124H248V126ZM253 125V124H252ZM252 125H251V128H252ZM255 125V124H254ZM61 126V125H60ZM64 126H66V125H64ZM98 126V125H97ZM101 126V125H100ZM99 126V127H100ZM117 128H119V129H116L115 130V128L116 127ZM129 126H130V128H131V130H129L130 128H129ZM195 126V125H194ZM193 126V127H194ZM202 126H205L204 124L202 125ZM210 126V125H209ZM212 126V125H211ZM227 126V125H226ZM62 127H61V129H62ZM94 127H96V126H94ZM93 127V128H94ZM103 127V126H102ZM101 127V128H102ZM182 127H183V124H182ZM187 127H188V125H187ZM201 127V126H200ZM218 127V126H217ZM250 127V126H249ZM105 128H106V126H105ZM129 128V129H128ZM144 128V127H143ZM229 128H231V127H229ZM57 129H58V127H57ZM57 129H55V131L57 130ZM64 129V128H63ZM62 129V130H63ZM195 129V128H194ZM193 129V130H194ZM198 129V128H197ZM219 129H220V127H219ZM255 129V128H254ZM107 130V129H106ZM193 130H191V131H193ZM256 130V129H255ZM255 130H253V132L255 131ZM50 131H52V130H50ZM100 131V130H99ZM196 131V130H195ZM215 131V130H214ZM217 131L219 132V130L217 129ZM258 131V130H257ZM69 132V131H68ZM129 132V133H130ZM256 132V131H255ZM259 132H260V130H259ZM258 132V133H259ZM67 133V132H66ZM110 133V132H109ZM123 133H121L122 135H123ZM128 133V132H127ZM132 133V132H131ZM212 133V132H211ZM210 133V134H211ZM47 134V133H46ZM49 134V133H48ZM57 134H58V132H57ZM61 134V133H60ZM92 134V133H91ZM90 134V135H91ZM98 134H100V133H98ZM102 134V133H101ZM100 134V135H101ZM103 134H105V133H103ZM125 134V133H124ZM133 134H135V133H133ZM52 135H54V134H52ZM69 135H71V134H69ZM88 135H89V133H88ZM96 135H97V133H96ZM110 135V136H111ZM128 135V134H127ZM127 135H126V137H127ZM182 135V134H181ZM202 135V134H201ZM214 135H215V132H214ZM253 135V136H252ZM49 137H51L50 135H48ZM58 136V135H57ZM65 136V135H64ZM94 136V135H93ZM107 137H108V135H106ZM123 136H125V135H123ZM131 135H129V137H130ZM136 136V135H135ZM255 136V137H254ZM264 136V132H260V134H259V138L257 139V141H259L258 143H260V141H261V138ZM71 137V136H70ZM86 137V136H85ZM89 137V136H88ZM95 137V136H94ZM96 137H99V136H96ZM117 137V136H116ZM121 137V136H120ZM119 137V138H120ZM182 137V136H181ZM207 137V134H206V136H205V138ZM244 137V136H243ZM51 138H53V137H51ZM83 138V137H82ZM110 138V137H109ZM114 138V137H113ZM121 138H123V137H121ZM120 138V139H121ZM128 138V137H127ZM133 138H134V136H133ZM202 138V137H201ZM204 137L202 138V139H204L205 141L207 140V138L205 139ZM209 138V137H208ZM55 138H53V140H54ZM67 139V138H66ZM86 140V138H83V140ZM89 139V138H88ZM124 139V138H123ZM132 139V138H131ZM130 139V140H131ZM209 139H211V137L209 138ZM60 140V139H59ZM73 140V139H72ZM74 140H76L75 138H74ZM115 140V139H114ZM129 140V139H128ZM134 140V139H133ZM137 140V139H136ZM143 140V139H142ZM204 140H200V141H204ZM214 140H216V138L214 139ZM67 141V140H66ZM70 141V140H69ZM68 141V142H69ZM79 142H80V139L78 140ZM89 141V140H88ZM87 141V142H88ZM96 141V140H95ZM116 141H117V139H116ZM228 141V140H227ZM256 141V140H255ZM256 141V142H257ZM263 141H264V139H263ZM72 143H73V141H71ZM127 142V141H126ZM215 142V141H214ZM71 143V144H72ZM75 143V142H74ZM76 143H78V142H76ZM75 143V144H76ZM94 143V142H93ZM130 143V142H129ZM201 143H204V142H200V143H198V144H201ZM70 144V145H71ZM75 144H73V146L75 145ZM85 144H86V142H85ZM204 144H206V142L204 143ZM251 144V143H250ZM77 145H79V144H77ZM84 145V144H83ZM214 145V144H213ZM213 145H211V146H213ZM248 145H249V143H248ZM247 145V146H248ZM103 146V145H102ZM195 146H197V145H195ZM201 146H202V144H201ZM200 146V147H201ZM206 146V145H205ZM249 146H251V145H249ZM254 146V145H253ZM99 147H101V146H99ZM203 147H204V145H203ZM214 147V146H213ZM256 147H258V146H256ZM256 147H254V148H256ZM199 148V147H198ZM197 148V149H198ZM210 148H212V147H210ZM210 148H208V149H210ZM261 148V147H260ZM194 152L196 151L195 150V147H194ZM199 150V149H198ZM197 150V151H198ZM225 150V149H224ZM246 150V149H245ZM244 150V151H245ZM253 150V149H252ZM260 150V149H259ZM258 150V151H259ZM200 151L201 150H199V152L198 153H200ZM204 151H205V149H204ZM255 151V150H254ZM264 151V150H263ZM195 153H197V152H195ZM198 153H197V155H198ZM245 153V152H244ZM255 155H257V153L256 152H253ZM192 154V153H191ZM202 154V155H201ZM201 154H199L198 156H202V157H208V154H219L218 153V151H209L208 150V152L206 151V153H204V152H202L201 151ZM3 155V154H2ZM193 155V154H192ZM196 155V154H195ZM196 155V156H197ZM247 155H249V154H247ZM5 157V156H4ZM3 157V158H4ZM192 157H194V156H192ZM207 157H206V159H207ZM245 157V156H244ZM201 158V157H200ZM209 158H210V155H209ZM262 158H264V153L262 154ZM199 159V158H198ZM7 160V159H6ZM203 161V160H202ZM6 162V161H5ZM3 164V163H2ZM1 164V165H2ZM4 165H6V164H4ZM3 166V165H2ZM4 168V167H3ZM8 168V167H7ZM215 169H217V168H215ZM6 170V169H5ZM213 172V171H212ZM15 175V174H14ZM0 178H1V176H0ZM5 178V177H4ZM9 181V180H8ZM8 181L6 182V183H8ZM2 182V181H1ZM5 185V184H4ZM11 185H13V184H11ZM16 186V185H15ZM16 190V189H15ZM14 190V191H15ZM18 198V197H17ZM17 200V199H16ZM15 200V201H16ZM13 205H15L14 203H13ZM27 210V209H26ZM23 211V210H22ZM33 212V211H32ZM6 215V214H5ZM8 215H10L9 213H8ZM15 215V214H14ZM30 215V214H29ZM7 216V215H6ZM1 218H2V216H1ZM11 218V217H10ZM4 219V218H3ZM11 228H13V226L11 227ZM10 228V229H11ZM38 228V227H37ZM28 229H29V227H28ZM14 229H12V231H13ZM18 230V229H17ZM40 234V233H39ZM31 250V249H30ZM32 251V250H31ZM32 255V254H31ZM39 259V258H38ZM50 260V259H49ZM54 260V259H53ZM52 262V261H51ZM50 262V263H51ZM54 263V262H53ZM58 264V263H57Z\"/></svg>",
  "mask_w": 264,
  "mask_h": 264
}]
</instances>
